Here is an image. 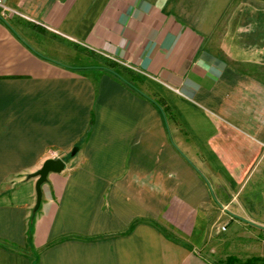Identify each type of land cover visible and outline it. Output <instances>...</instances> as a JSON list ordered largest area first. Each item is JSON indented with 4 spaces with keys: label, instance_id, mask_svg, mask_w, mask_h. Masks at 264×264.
<instances>
[{
    "label": "crops",
    "instance_id": "obj_1",
    "mask_svg": "<svg viewBox=\"0 0 264 264\" xmlns=\"http://www.w3.org/2000/svg\"><path fill=\"white\" fill-rule=\"evenodd\" d=\"M3 1L0 264H264V0Z\"/></svg>",
    "mask_w": 264,
    "mask_h": 264
},
{
    "label": "trees",
    "instance_id": "obj_2",
    "mask_svg": "<svg viewBox=\"0 0 264 264\" xmlns=\"http://www.w3.org/2000/svg\"><path fill=\"white\" fill-rule=\"evenodd\" d=\"M103 68L109 71L110 73H112L114 76L123 80L127 85H129L131 88L135 89L139 93L146 94V92L144 91V81L145 80L143 76L137 73L136 71H134V69L126 67L120 64L119 62L112 61L109 59H107L104 62ZM152 99L155 102V104H157L161 108V110L167 115L168 107L166 106V104L161 99H156L153 97ZM252 261H253L252 263H254L258 261H264V259L254 258L252 259ZM215 262H217L218 264H223L217 260Z\"/></svg>",
    "mask_w": 264,
    "mask_h": 264
},
{
    "label": "water",
    "instance_id": "obj_3",
    "mask_svg": "<svg viewBox=\"0 0 264 264\" xmlns=\"http://www.w3.org/2000/svg\"><path fill=\"white\" fill-rule=\"evenodd\" d=\"M78 151V147H75L72 151V155H75ZM66 163L61 158H51L47 159L42 167L36 171L35 173H32L28 175L29 178L37 177L36 181V193H37V199H36V205L34 208V212H37L39 209L41 202H42V185L47 182L48 176L51 172H61L65 169ZM264 229V227H261Z\"/></svg>",
    "mask_w": 264,
    "mask_h": 264
},
{
    "label": "rangeland",
    "instance_id": "obj_4",
    "mask_svg": "<svg viewBox=\"0 0 264 264\" xmlns=\"http://www.w3.org/2000/svg\"><path fill=\"white\" fill-rule=\"evenodd\" d=\"M88 62L92 63V64H103L102 60L100 57H97L96 55L93 56H89L88 58ZM80 61H84L83 58H80ZM73 62H77V64H79V60L77 61H73ZM104 62V61H103ZM221 239H218V241L216 243H213L211 245H209L208 250H209V255L211 256V258L223 263V264H230V260L231 258L229 257V253H232L231 248L229 247L228 244H226L224 242V237L221 236ZM249 240H245V244H251L248 242ZM254 245V244H253Z\"/></svg>",
    "mask_w": 264,
    "mask_h": 264
},
{
    "label": "built area",
    "instance_id": "obj_5",
    "mask_svg": "<svg viewBox=\"0 0 264 264\" xmlns=\"http://www.w3.org/2000/svg\"><path fill=\"white\" fill-rule=\"evenodd\" d=\"M0 6L4 9V11L8 10L9 8L5 5L3 0H0ZM226 227L224 226L222 230H225Z\"/></svg>",
    "mask_w": 264,
    "mask_h": 264
}]
</instances>
